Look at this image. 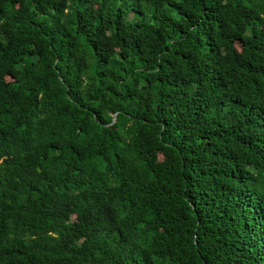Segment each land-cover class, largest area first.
<instances>
[{"label":"trees","instance_id":"1","mask_svg":"<svg viewBox=\"0 0 264 264\" xmlns=\"http://www.w3.org/2000/svg\"><path fill=\"white\" fill-rule=\"evenodd\" d=\"M0 264H264V0H0Z\"/></svg>","mask_w":264,"mask_h":264}]
</instances>
